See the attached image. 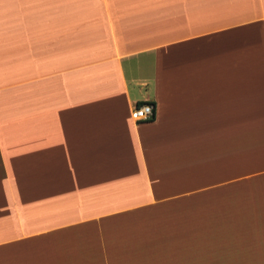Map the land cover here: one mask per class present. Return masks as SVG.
Here are the masks:
<instances>
[{"label": "crops", "instance_id": "obj_1", "mask_svg": "<svg viewBox=\"0 0 264 264\" xmlns=\"http://www.w3.org/2000/svg\"><path fill=\"white\" fill-rule=\"evenodd\" d=\"M0 264H264V0H0Z\"/></svg>", "mask_w": 264, "mask_h": 264}, {"label": "built area", "instance_id": "obj_2", "mask_svg": "<svg viewBox=\"0 0 264 264\" xmlns=\"http://www.w3.org/2000/svg\"><path fill=\"white\" fill-rule=\"evenodd\" d=\"M134 121L148 122L153 118V107L149 103L136 105L132 111Z\"/></svg>", "mask_w": 264, "mask_h": 264}, {"label": "trees", "instance_id": "obj_3", "mask_svg": "<svg viewBox=\"0 0 264 264\" xmlns=\"http://www.w3.org/2000/svg\"><path fill=\"white\" fill-rule=\"evenodd\" d=\"M139 105V104H138Z\"/></svg>", "mask_w": 264, "mask_h": 264}]
</instances>
